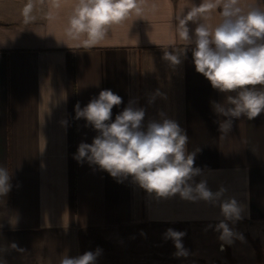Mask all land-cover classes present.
I'll use <instances>...</instances> for the list:
<instances>
[{
    "label": "crops",
    "instance_id": "obj_1",
    "mask_svg": "<svg viewBox=\"0 0 264 264\" xmlns=\"http://www.w3.org/2000/svg\"><path fill=\"white\" fill-rule=\"evenodd\" d=\"M28 2L0 0V167L12 185L0 196V260L59 264L64 254L99 247L97 264H143L131 249L117 254L112 231L216 222L218 208L179 197L156 200L130 179L117 183L73 159L79 143H91L97 134L75 119V105L83 108L103 89L122 97L113 120L130 100L146 110V121L159 111L175 119L189 137L188 150L200 149L194 166L205 171L210 187L223 185L245 206L238 224L264 221V112L235 120L229 136L219 139L210 102L222 94L195 71L191 50L175 68L163 58L184 44L175 17L205 0H142L141 15L132 13L89 48L66 35L76 0H32L33 19L25 22ZM240 4L264 8V0ZM221 11L212 9L206 23L219 24ZM196 23L189 22L190 35Z\"/></svg>",
    "mask_w": 264,
    "mask_h": 264
},
{
    "label": "clouds",
    "instance_id": "obj_2",
    "mask_svg": "<svg viewBox=\"0 0 264 264\" xmlns=\"http://www.w3.org/2000/svg\"><path fill=\"white\" fill-rule=\"evenodd\" d=\"M217 6L222 7V20L212 26L206 20ZM32 11L33 3L29 0L22 9L25 22L33 19ZM142 11V0H76L66 35L78 46L93 47L112 26L121 24L132 13L139 16ZM175 18L176 32L184 44L172 52L165 51L163 58L175 68L191 50L195 71L223 96L221 101L213 100L210 104L217 117L214 122L218 124L219 139H225L235 120L251 121L264 112V8L249 4L245 9L240 0H222V4L205 0ZM190 21H202L196 23L192 35ZM121 104L122 97L111 89L101 90L83 108L77 102L75 119H84L85 127L97 134L91 143H79L73 159L107 172L117 183L130 179L156 200L179 197L185 202L218 208L216 222L207 224L204 231L217 234L221 251L237 241L244 242L245 237L236 225L244 219L245 206L229 195L223 185L216 190L210 187L205 171L194 166L200 149L188 150L186 130L164 111L146 121V110L131 100L113 120L112 110ZM10 181L7 169L0 167V196L11 190ZM186 236V230L169 227L162 239L172 242L174 257L187 259L192 252L184 245ZM10 247L24 251L15 243ZM102 251L97 247L75 256L67 253L59 264H97ZM0 264L5 262L0 260Z\"/></svg>",
    "mask_w": 264,
    "mask_h": 264
},
{
    "label": "rangeland",
    "instance_id": "obj_3",
    "mask_svg": "<svg viewBox=\"0 0 264 264\" xmlns=\"http://www.w3.org/2000/svg\"><path fill=\"white\" fill-rule=\"evenodd\" d=\"M206 225L146 223L118 229L111 233L116 237L113 249L117 248L119 256H122L121 248L131 249L134 260H140L143 264H156L157 261L162 264H218L220 261L229 263L227 249L237 264H260L251 240L259 239L264 245V221L237 224L236 228L243 233L245 241H237L233 246H226L223 251L220 249L217 234L212 230L204 231ZM169 227L186 230L184 245L192 252L187 259L174 257L175 248L172 242L162 239V234Z\"/></svg>",
    "mask_w": 264,
    "mask_h": 264
},
{
    "label": "trees",
    "instance_id": "obj_4",
    "mask_svg": "<svg viewBox=\"0 0 264 264\" xmlns=\"http://www.w3.org/2000/svg\"><path fill=\"white\" fill-rule=\"evenodd\" d=\"M244 222H248V221H244ZM251 241H252V244H253L255 252H256L257 261L260 264H264V245H262V243L259 239H252ZM226 254H227V257L229 259V263L224 262V261H220V262H218V264H237L236 260L231 256L228 249L226 250Z\"/></svg>",
    "mask_w": 264,
    "mask_h": 264
}]
</instances>
